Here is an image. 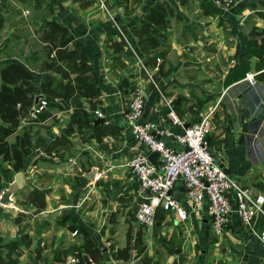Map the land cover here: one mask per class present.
<instances>
[{
	"label": "crops",
	"instance_id": "obj_1",
	"mask_svg": "<svg viewBox=\"0 0 264 264\" xmlns=\"http://www.w3.org/2000/svg\"><path fill=\"white\" fill-rule=\"evenodd\" d=\"M102 1L114 11L131 38H134V28L154 4L163 2L170 8L166 25L152 34L158 36V44L150 47L151 35L147 36V42L136 39L138 49L144 45L149 48L142 53L159 86L147 85L142 119L153 121L162 129L159 135L177 147L173 134L182 127L173 124L168 117L163 95L172 99L177 116L186 124L198 119L203 104L215 102L224 92L226 97L217 106L222 115L224 107H229L226 104L228 95L233 94L235 109L233 113L227 111L231 113L227 122L234 117L240 121L243 112L248 131L243 142H239L240 133L235 143L227 139V159L223 165L243 187L264 194V160L255 158L250 134L253 124L258 125L261 120L255 121L249 114L251 110L243 103L247 94L254 92V87L244 78L246 72L255 73L256 88L263 90L259 94L264 95V0H236L229 6L215 0ZM44 9L46 14L42 15ZM24 11L31 16L15 23L10 32L17 38L19 49H15L16 53H5L11 41V36L5 34L3 39L7 44L0 42V54L5 53L3 57H6H0V68L10 59H18L34 73L37 90L45 74L61 78L59 73L44 66L48 60L47 48L40 34L47 19L65 25L75 38L91 49L89 62L96 71L100 89L95 108L105 117V121L95 124H100V129L106 128L107 132L100 139L92 135L93 127H75L66 132L72 108L53 109L42 121L29 120L28 116L21 119L9 140H14L15 134L26 126L31 151L18 170L23 175L21 186L9 196L8 204H0V264H8L9 258L16 264H65L67 256L83 253L84 238L78 231L80 227L94 237L105 264H147V261L150 264H264V249L258 239V232L264 229V216L258 214L252 225H244L234 211V201L220 236L210 231L206 202L185 219L157 207L153 227L132 219L140 198L135 194L137 184L125 162L137 146L125 112L133 79L138 74L128 63L123 46L118 50L108 46L116 37L112 21L100 0H0V31L5 29L9 16L24 15ZM25 37L33 42L29 47L27 43L20 46L18 39L24 42ZM17 53L21 57H16ZM204 86L206 88L202 89ZM39 100L46 102L45 95ZM84 103L89 107L88 102L84 100ZM260 114L264 115V107ZM91 115L96 118L93 111ZM231 129L225 128L227 134ZM259 130L262 129L259 127ZM2 166L8 168L3 179L4 188L13 182L18 171H14L8 161L2 162ZM95 171H101V175L94 180ZM174 192L184 200L180 184H176ZM39 193L42 196L37 197ZM37 202L44 205L39 207ZM118 224L124 229L119 225L120 230H115L114 225ZM188 228L196 235L205 228L217 240L211 243L203 239L201 255L196 256L197 242L191 239ZM160 233L164 236L162 239H158ZM174 233L179 243L172 247L173 253L181 252L175 259L169 257L173 254L168 244ZM107 238L111 249L108 247L104 254L103 242ZM13 241L18 245L9 253L7 245ZM127 243L130 258H113L112 252Z\"/></svg>",
	"mask_w": 264,
	"mask_h": 264
},
{
	"label": "built area",
	"instance_id": "obj_2",
	"mask_svg": "<svg viewBox=\"0 0 264 264\" xmlns=\"http://www.w3.org/2000/svg\"><path fill=\"white\" fill-rule=\"evenodd\" d=\"M215 1L226 6L234 2L233 0ZM100 2L116 29V38L123 41V47L128 54V63L135 68L138 74L137 78L133 79L125 112L127 124L130 126L137 146L126 160L125 165L137 184L135 194L140 198L138 220L146 225H153L157 207H162L173 212L178 218L185 219L194 209H200L206 202V217L210 231L215 236H220L227 225L234 201V211L239 221L247 226L252 225L258 214L264 216V194H256L243 187L239 180L229 173L223 163L218 160L222 152L212 149L209 140L212 117L224 92L215 102L199 110L198 119L186 124L177 116L172 99L163 95V102L168 107V117L173 124L182 127L181 131L173 134L178 146L168 144L163 136L159 135L162 129H158L153 121L142 119L147 85L152 83L157 88L159 87L153 71L146 57L117 20L114 11L105 6L102 0ZM159 59L157 56V60ZM244 78L256 90L258 81L255 73L246 72ZM252 94L253 96L247 94L243 103L249 107L255 121L261 120L258 125L259 123L262 125L264 115L260 113L264 107V95L260 94L259 99L254 96V93ZM254 99H259V101L252 102ZM44 105L45 101L40 100L34 105L32 111L40 110ZM93 115L94 117L104 116L99 108L93 110ZM254 128L255 131L250 132L253 136L251 145L255 158L259 160L262 158L258 155L261 142L256 138L259 128ZM166 133L171 134L170 131ZM152 151L156 152V162L149 160V154ZM100 175L101 171H95L92 178L98 179ZM176 184H180L183 188L182 198L184 200L175 196ZM258 239L264 249V229L258 232ZM78 262L77 254L69 255L65 259V264H78Z\"/></svg>",
	"mask_w": 264,
	"mask_h": 264
},
{
	"label": "trees",
	"instance_id": "obj_3",
	"mask_svg": "<svg viewBox=\"0 0 264 264\" xmlns=\"http://www.w3.org/2000/svg\"><path fill=\"white\" fill-rule=\"evenodd\" d=\"M168 13L170 8L163 2L154 4L134 28V38L130 37L134 44L136 45L138 40L147 42L148 35H151L150 47L158 44L160 41L157 39L158 36L152 34L156 33L159 27L166 25ZM159 34L163 36L162 33ZM40 38L46 41L48 60L44 62V66L59 73L61 78L53 74H45L37 90L34 73L22 62L12 58L0 68V192L4 175L8 171V168L2 166V162L8 161L10 167L18 171L23 167L25 156L31 151V138L26 126L22 127L20 133L15 134L14 140H9V136L16 132L24 117L42 121L52 114L53 109L72 108L65 126L66 132L72 131L75 127L77 129L93 127L92 135L97 139L107 132L106 128L100 129V124H95L91 117L97 101L95 98L99 95L100 89L96 71L89 62L90 47L75 38L65 25L52 18L45 20ZM110 45L118 50L123 46V41L115 37L109 42L108 46ZM146 48L147 46L144 45L139 50L142 53ZM39 93L45 95L46 104L40 110L32 111L35 97ZM84 100L89 103V107L85 106ZM36 196L42 195L39 193ZM37 204L39 207L44 205L42 202ZM78 231L83 234V253L90 259V264H105L101 248L98 247L94 237L83 227ZM17 245L16 241L10 242L7 245L9 253L15 250ZM112 257L128 260L130 245L127 243L117 248L112 252ZM8 264H16V261L9 258ZM78 264H87L82 255L79 256Z\"/></svg>",
	"mask_w": 264,
	"mask_h": 264
},
{
	"label": "rangeland",
	"instance_id": "obj_4",
	"mask_svg": "<svg viewBox=\"0 0 264 264\" xmlns=\"http://www.w3.org/2000/svg\"><path fill=\"white\" fill-rule=\"evenodd\" d=\"M10 2V1H9ZM236 3V0L234 1V3H233V5ZM42 13V15L45 13L46 14V10L44 9V12H41ZM7 16H9V14L7 15ZM27 16H31L30 15V13H28V11H24V15H16V16H9L8 18V22H7V24H5V29H3V30H1L0 31V42H2V43H4V45H6L7 43V41L5 40V39H3V36L5 35V34H9L10 36H11V39H9V40H11L10 41V46H9V49H7L6 50V54L7 53H11V52H14V53H16L15 52V49H19L18 47H17V42H16V40L15 39H17L16 37H13L12 35H11V31H12V26L15 24V23H18L21 19H23L24 17H27ZM25 35H26V33H25ZM15 36V35H14ZM27 38V39H26ZM3 40V41H2ZM18 41H20V46H25V44L27 43V45H28V47H29V45L30 44H32L33 42L31 41V39H30V37H25V40H24V42H23V40L21 41V40H19L18 39ZM9 42V41H8ZM33 46H35V45H33ZM5 53H1L0 54V57H3L4 55H5ZM16 57L17 56H19V54L17 53L16 55H15ZM6 57V56H5ZM5 57H3V58H5ZM19 57H21V56H19ZM10 58V57H9ZM16 59V58H15ZM16 60H18V59H16ZM206 87L204 86L202 89H205ZM254 96H257L258 98H259V93H261L263 90H259V89H257L256 88V90H255V87H254ZM203 92H201V94H202ZM39 94H42V93H39ZM248 95H251V96H253V94L250 92V93H248ZM234 95L233 94H230V96L228 95V99L226 100V104L227 105H229V107L228 108H225L224 107V111H223V113H222V115H221V112L220 111H215V113H214V115H213V117H212V126H211V133H210V141H211V148L212 149H214L215 151H221L222 153L220 154V156H219V159L218 160H220L223 164H224V159H227V153H226V151H225V149H226V147H227V139L228 140H233L234 141V143L236 142V137H237V134L238 133H240V129H241V124H240V121H239V118H236V117H234L233 118V120H230L229 122H227V120H228V116L229 115H231V113H233V109H235L234 108V102H235V99H234V97H233ZM225 97L226 96H223V98L225 99ZM39 99H40V97H39ZM38 99V101L37 102H39L40 100ZM260 99V98H259ZM259 99H254L252 102H254L255 101V103L257 102V101H259ZM264 100V99H263ZM211 101H213V100H211ZM211 101H207V103L206 104H203V106H202V108H206L209 104H211L212 102ZM223 101V100H222ZM36 102V103H37ZM243 102H244V100H243ZM35 103V104H36ZM45 104H46V102H45ZM244 109V108H243ZM228 110H230V112L231 113H228L227 111ZM244 111V110H243ZM246 111H248L247 110V108L245 109V113H246ZM249 114H252V112H250L249 111ZM247 116H248V112H247ZM98 117H100V116H98ZM104 117V116H103ZM239 117V116H238ZM97 118V117H96ZM239 122H238V121ZM255 126H257V123H256V125H254L253 124V127H251V129H252V131H255ZM227 127H232V129L230 130V132L227 134V132H226V130H225V128H227ZM261 128L262 130H259L258 129V131H257V137L256 138H258V140L261 142V149H260V153L258 154V155H260L261 157H262V159L264 160V122H263V124L261 125L260 123H259V125L256 127V128ZM264 165V164H263ZM263 168H264V166H263ZM9 188V184H8V186L7 187H4V188H2V192L0 193V195L3 193V192H5L7 189ZM1 199V198H0ZM138 203V202H137ZM0 204H2L1 202H0ZM131 208H132V206H131ZM160 211V210H159ZM138 213V210H137V208H135V210H133V213H132V219H137L138 220V217H137V213ZM154 222H156V218H155V221ZM170 224H172V222L170 223ZM119 225L124 229V226L123 225H121V224H118V225H114V229L115 230H117V231H119L120 230V227H119ZM155 224L153 223V226H154ZM126 226V225H125ZM152 226V225H151ZM152 226V227H153ZM147 227H150V225H147ZM188 230H189V233L191 234V236H192V240H195L196 242H197V244H196V249H195V255L196 256H200L201 255V251H202V249H201V247H202V245H203V243H202V241H203V239H205V240H208L209 242H215L214 240H217V239H214V237L212 236V235H210V232L207 230V232H206V230H205V228H203V229H201L200 230V232H201V234H197L196 235V233L193 231V230H191L190 228H188ZM161 236H162V234L160 233V235L158 236V239L160 238V239H162L161 238ZM162 237H164V236H162ZM109 238H107V239H105V241L106 242H103V246H104V254L105 253H107L108 251H107V249H108V247H109V249H111V247H110V245H108V242H107V240H108ZM111 240V239H110ZM198 240H200V244H198ZM111 241H113V240H111ZM179 243V238H178V236H177V234L176 233H174L173 234V236L171 237V239H170V241L168 242V244H170V246H171V253L170 254H173V255H169V257L171 258V257H173L174 259H175V257L176 256H179L180 254H181V252H179V253H173V251H174V249L172 248V247H174L175 245H177ZM158 246L160 247V248H162V246H161V244H160V242H158ZM173 249V250H172ZM166 256H167V254H165L164 255V257L166 258ZM168 257V258H169ZM107 258H109V257H107ZM148 259V258H147ZM110 260V259H109ZM165 262V261H164ZM147 264H150V261H147Z\"/></svg>",
	"mask_w": 264,
	"mask_h": 264
},
{
	"label": "water",
	"instance_id": "obj_5",
	"mask_svg": "<svg viewBox=\"0 0 264 264\" xmlns=\"http://www.w3.org/2000/svg\"><path fill=\"white\" fill-rule=\"evenodd\" d=\"M41 96H42V94L36 95V97H35V103L38 101L39 97H41ZM238 105L241 107V102L240 101H238ZM245 116L246 115L243 112L240 114V121H241V129H240V131L241 132H240L239 142H243L245 140V134L248 131V121L245 119ZM93 121H94V123H96V122H103V121H105V117L100 116V117L94 118ZM149 160L152 161V162H156V152L155 151H152L149 154ZM22 179H23L22 172L21 171L16 172V174L14 176L13 182L11 184H9V188L5 192H3L2 195H1L0 202L2 204H8L9 203V196L17 188H19L21 186ZM175 196L177 198H180V195L175 194ZM82 257H83L84 261L87 264L90 263V259L87 257V255L85 253L82 254Z\"/></svg>",
	"mask_w": 264,
	"mask_h": 264
}]
</instances>
